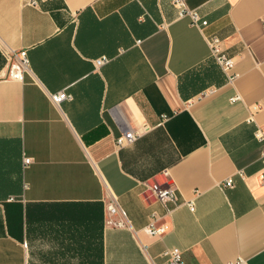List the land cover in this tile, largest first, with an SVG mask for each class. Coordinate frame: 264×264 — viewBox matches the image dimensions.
I'll return each mask as SVG.
<instances>
[{
	"label": "crops",
	"instance_id": "obj_1",
	"mask_svg": "<svg viewBox=\"0 0 264 264\" xmlns=\"http://www.w3.org/2000/svg\"><path fill=\"white\" fill-rule=\"evenodd\" d=\"M187 4L208 23L173 0H0V264H168L174 247L187 264H264V0ZM129 126L141 134L119 146Z\"/></svg>",
	"mask_w": 264,
	"mask_h": 264
},
{
	"label": "built area",
	"instance_id": "obj_2",
	"mask_svg": "<svg viewBox=\"0 0 264 264\" xmlns=\"http://www.w3.org/2000/svg\"><path fill=\"white\" fill-rule=\"evenodd\" d=\"M29 4L33 5H39L41 2H44L46 0H25ZM174 4L179 9V15L185 16L188 15L191 18V22L193 24L197 25H205L208 23L207 19H203L202 16L199 14V12L194 9L190 8L187 4V0H173ZM263 27H264V20H263ZM221 39L217 36H213L210 38V44L213 50V53L219 62V64L227 71L229 72V78L233 80L236 76V72H232L234 68V59L230 57L224 50L221 44ZM9 59H10V69H9V75L14 78H22L24 71L29 67V57L27 54L26 49L21 50H11L9 53ZM109 58L107 56H102L95 59L96 66H100L103 63L107 62ZM71 95L68 94L66 91H59L51 94V98L53 102L59 104L62 100L66 98H70ZM236 98V97H234ZM143 128H147V125L142 126ZM141 128H134L132 126H129L123 133H121L117 138L116 142L119 146H124L127 144H130L133 142L140 134H141ZM256 137L263 141V148H262V159L264 161V129L263 128H257L255 132ZM31 157L25 156L24 161L26 164L31 162ZM241 175L244 174L242 170L239 171ZM262 179L264 180V172L262 174ZM234 179L232 177H229L225 180L224 185L225 186H233ZM150 188L154 192V194L157 196V198L167 203L169 201H176L178 196L176 192V188L173 186H163L160 183H152L150 184ZM190 208L194 210V203L193 201L188 202ZM107 211L109 214H120V219L115 222L116 225L122 226L126 225L127 216L126 212L119 206L117 198L115 195H111L110 198L107 201ZM148 232L153 235H163L168 230L167 224H162L160 226H157L152 222L148 228ZM165 256L167 257L168 264H187L182 251L178 247L174 248H167L165 250ZM225 264H249L248 261L242 257H237L233 260H229Z\"/></svg>",
	"mask_w": 264,
	"mask_h": 264
}]
</instances>
